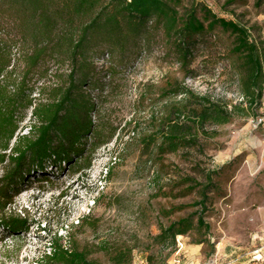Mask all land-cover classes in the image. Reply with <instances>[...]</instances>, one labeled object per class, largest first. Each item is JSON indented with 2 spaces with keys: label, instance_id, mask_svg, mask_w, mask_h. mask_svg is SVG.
<instances>
[{
  "label": "trees",
  "instance_id": "16d2710c",
  "mask_svg": "<svg viewBox=\"0 0 264 264\" xmlns=\"http://www.w3.org/2000/svg\"><path fill=\"white\" fill-rule=\"evenodd\" d=\"M217 30L232 37L229 55L238 71L243 99L227 102L195 93L185 83H167L159 92L165 103L151 116V128L139 143L156 180L166 167L167 154L198 147L201 137L215 135L210 126L229 123L234 116L261 106L264 50L251 38L250 28L217 15L199 0H0V238L28 226L25 217L6 210L31 178L44 173L48 165L58 171L66 165L78 168L95 147L97 97L105 88L102 78L113 76L115 62L124 66L160 43L164 55L188 75L198 45ZM53 65L66 66L59 73L62 81L37 87ZM37 89L41 96L46 89L50 91L47 101L33 104ZM32 105L36 125L10 145L20 119ZM213 173H205L204 181L180 177L183 190L199 188L200 197L188 205L160 209V216L169 217L175 210L194 208L159 225L152 242L168 249L165 257L176 250L178 235L193 230L202 235L209 229L204 214L209 192L215 188ZM82 224L95 229L87 215L82 216ZM49 244L43 264H99L89 257L91 248L105 252L113 264L132 262L133 247L124 243L100 241L93 247H79L73 241L66 246L61 235L54 233ZM146 260L156 264L152 253ZM258 264H264V259Z\"/></svg>",
  "mask_w": 264,
  "mask_h": 264
},
{
  "label": "rangeland",
  "instance_id": "374dc122",
  "mask_svg": "<svg viewBox=\"0 0 264 264\" xmlns=\"http://www.w3.org/2000/svg\"><path fill=\"white\" fill-rule=\"evenodd\" d=\"M199 1L217 15L249 27L251 38L264 50V0L260 5L257 0ZM228 1L232 2L226 4ZM231 44L232 37L217 30L198 45L188 75L164 55L160 43L124 66L115 62L113 76L102 78L105 88L97 97L94 121L99 137L93 142L95 147L78 168L66 165L58 171L55 165H48L44 173L31 178L6 210L25 217L28 226L2 235L0 264H43L42 255L49 253L54 233L61 235L66 246L73 241L79 247H93L100 241L132 246L131 264H150L146 260L150 253L156 264H258L263 260L264 125L254 127L250 118L260 112L264 92L261 106L234 116L229 123L210 126L215 135L201 137L198 147L167 154L166 167L157 180L139 146L151 128V116L165 103L159 92L169 82L185 83L195 93L227 102L239 101L242 94L229 55ZM17 65L20 70L22 64ZM52 69V77L44 85L60 83L59 73L67 70L66 66ZM49 92L46 89L40 100L47 101ZM36 123L35 119L33 125ZM112 157L116 158L113 164ZM213 170L215 188L209 192L204 214L209 229L202 235L194 230L178 235L182 247L165 257L168 249L152 242L159 225L194 208L175 210L169 217L160 216V209L198 199L199 188L185 192L178 184L180 177L204 181L205 173ZM84 215L95 222V229L80 225ZM200 238L206 241L198 243ZM91 249L90 258L113 264L105 252Z\"/></svg>",
  "mask_w": 264,
  "mask_h": 264
},
{
  "label": "built area",
  "instance_id": "2783aa9c",
  "mask_svg": "<svg viewBox=\"0 0 264 264\" xmlns=\"http://www.w3.org/2000/svg\"><path fill=\"white\" fill-rule=\"evenodd\" d=\"M52 67H56V66L53 65ZM52 67L50 69L49 75L46 78L41 79V80H43L42 82H40L41 80L38 81V83L36 84L37 87H40V86L44 85L45 81L52 77V70H53ZM32 97H33V104H35L36 101H38L40 99V97H41V93L39 92V89H37V90H35L33 92ZM238 99L240 101V100L243 99V97L240 96ZM32 107H33V105L29 107V109H28V111L26 113L27 118L25 120H23V121H20V124H19V127H18L17 131H16V135L14 137V140L17 137L26 136V135H29L31 133L32 128L34 126L33 124L35 123V118H34V116L32 115V112H31ZM25 116H24V118H25ZM22 122H23L24 126L21 125ZM250 122L253 124L254 127H259L261 125H264V103L260 107V112L257 115H255V116L250 118ZM112 158L113 159L111 160V163L113 164V163H115L116 158L115 157H112ZM108 167L109 166L105 167L106 174L108 172L107 171ZM176 240H177V248L176 249L179 250L182 247V243H181L179 237H177ZM34 264H36V263H34Z\"/></svg>",
  "mask_w": 264,
  "mask_h": 264
}]
</instances>
